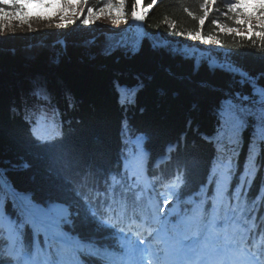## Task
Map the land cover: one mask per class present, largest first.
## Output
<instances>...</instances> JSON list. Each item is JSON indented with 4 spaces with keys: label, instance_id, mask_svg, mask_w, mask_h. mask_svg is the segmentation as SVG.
I'll list each match as a JSON object with an SVG mask.
<instances>
[{
    "label": "trees",
    "instance_id": "trees-1",
    "mask_svg": "<svg viewBox=\"0 0 264 264\" xmlns=\"http://www.w3.org/2000/svg\"><path fill=\"white\" fill-rule=\"evenodd\" d=\"M133 3L135 0L126 2L125 11L130 22L120 33H101L95 39L85 41L38 42L14 49L0 47V160L5 164L22 158L32 161V172L38 178L36 183L29 178L32 173L12 172L10 175L21 191L30 190L37 199L46 198L48 184L43 178L47 176L49 161L34 147L30 123L24 114H13L11 107L20 102L34 72L50 73L62 85L53 100L55 110L51 124L56 128L55 133L59 131L70 147L78 148L82 154L76 162L90 171L77 185L81 202L107 226L106 231L96 233L94 238L116 253L119 252L120 229L130 220L118 218L110 211L113 199L131 204L139 196L146 206H150L151 196L156 202L153 192L160 183L173 179L178 182L176 191L179 192L187 172L190 182L181 197L183 212L201 202L205 208H210L211 198L217 191L216 182L225 179L221 175L223 168L213 175L218 159L231 164L223 192L229 200L235 195L239 177L249 167V148L243 134L238 145L229 143L222 135L224 120L214 109L217 93L201 88L198 83L200 79H207L224 87L226 79L210 77L206 73H201L200 77L186 75L190 64L201 63L207 67L208 58H216L210 53H197L183 42L172 43L163 38L165 32L200 31L203 0H157L142 22L133 19ZM150 4L152 0H142L143 6ZM226 4L216 0L217 10L210 8L211 15L206 18L202 34L219 39L222 47L230 52L243 53L233 59L245 70L253 73L264 70L261 59L264 51L259 40L254 46L238 36L218 33L211 23L212 19L231 23L230 18L225 20L223 16ZM136 11L137 15L141 14L140 5ZM127 41L134 45L131 48L125 46ZM145 70L152 73L147 76L146 86L129 93L127 101L122 103L126 91L123 86L134 88L140 84V74ZM18 111L22 109L18 108ZM125 119L130 122V129L122 125ZM141 134L145 136L147 159L142 161L138 157L134 163H127L126 169L125 152L132 147L133 139ZM259 151L257 147L256 153ZM133 171L137 176H132ZM112 176L121 183H114ZM137 178L139 182L135 183ZM109 188L112 191L107 196L96 195L97 191L104 192ZM244 191L247 197V189ZM196 193H199L196 202H185ZM252 193L260 195L255 187ZM245 203H248L247 199ZM248 206L253 208L252 216L258 218L256 224H264V201L256 199L254 205ZM128 215L131 216V212ZM255 228L253 226V231ZM62 231L70 239L79 238L73 224L62 225Z\"/></svg>",
    "mask_w": 264,
    "mask_h": 264
},
{
    "label": "snow or ice",
    "instance_id": "snow-or-ice-1",
    "mask_svg": "<svg viewBox=\"0 0 264 264\" xmlns=\"http://www.w3.org/2000/svg\"><path fill=\"white\" fill-rule=\"evenodd\" d=\"M30 2L32 0H0V19L15 16V12L10 14L5 11L6 6L18 9L21 13L19 18L26 22L24 3ZM79 3L84 5L88 14L95 11L87 6L88 0H79ZM156 3L157 0H152V4L145 7L142 0H135L132 4L134 21L142 22ZM137 5L142 8L140 15H137ZM125 7V0H107V4L98 10L100 13L107 10L111 14V9L121 10ZM249 7L253 8V12L248 11ZM210 8L217 10L216 0H203L200 31L181 32L178 35L193 42L214 44L219 49L222 48L219 39L202 34L206 18L211 15ZM223 16L225 20L230 18L231 23L211 20L218 33L238 36L254 46L259 40L264 51V0H229ZM122 17L121 12L116 20ZM253 20L256 23H252ZM83 23L87 26L89 20L84 19ZM238 55L244 54L217 52L216 59L208 58L207 67L194 62L186 73L188 77H200L201 73H206L227 81L224 87L207 79H200L198 83L201 88L217 93L214 109L224 120L222 135L228 138L229 143L238 145L243 134L249 148V167L239 177L235 195L231 200L223 196L231 164H224L222 159H218L213 167V175L223 168L221 175L225 179L216 182L217 191L211 198L210 208H205L201 202L188 212H175L176 205L166 197L162 203L150 206H146L139 196L131 204L113 199L112 205H109L110 211L116 213L118 218L131 221L127 232L124 228L120 229L118 253L109 251L94 238L96 233L106 231L107 226L81 202L77 185L88 176L90 170L76 162L82 155L79 149L70 147L69 141L59 131L51 137L41 135L42 128L53 126L47 118V110L51 108L62 85L50 73L34 72L20 102L14 103L11 111L16 114L18 108L24 109L34 147L49 161L47 176L43 178L48 184V195L44 199H37L32 191H21L10 175L12 172L32 173L29 178L36 183L38 178L32 172V161L22 158L9 160L5 164L0 160V264H264V224H256L258 218L252 216L253 208L248 206L254 205L256 199L264 201V70L258 73L245 70L232 59ZM261 59L264 60V56ZM140 75L141 83L134 88L123 86L126 91L122 103L127 101L129 93L146 86L147 76L152 73L145 70ZM117 87L121 86L117 83ZM194 108L199 110L197 105ZM122 125H127L129 129L131 127L127 119ZM96 139L99 141L100 138ZM217 139H220L219 135ZM51 140L56 142L51 143ZM257 147L260 149L258 154ZM128 167L126 163L125 168ZM132 176H137V173L133 171ZM111 179L116 184L121 183L115 176ZM183 179L185 183L179 192L171 193L175 200L185 194L184 188L190 182L187 172ZM253 187L260 195H253ZM245 189L248 191L247 197ZM111 191V188L104 192L97 191L96 195L107 196ZM170 204L172 208H169ZM64 224H73L79 238L70 239L62 231ZM256 234L261 236L260 242H257Z\"/></svg>",
    "mask_w": 264,
    "mask_h": 264
},
{
    "label": "rangeland",
    "instance_id": "rangeland-1",
    "mask_svg": "<svg viewBox=\"0 0 264 264\" xmlns=\"http://www.w3.org/2000/svg\"><path fill=\"white\" fill-rule=\"evenodd\" d=\"M71 2L74 1V5L78 6L80 9L82 4H79V0H42V2H31L30 4H25V9H24V16H29L32 10H35L34 12L37 11H48V10H56L57 8L61 7L64 5L66 2ZM218 1V0H217ZM223 3H228L229 0H219ZM127 0H125V3ZM234 2V0H232ZM105 4H107V0H88V7H92L95 11L90 15L87 13V11H77L75 13V17L70 18L66 23L62 24L60 27L61 31L60 34H54L55 32L48 31V34L43 33L42 35L44 36H33L32 38L28 39L23 37V33L20 31V29H16L15 26H13L12 21L18 22L20 20L21 13L19 10H10L6 9L8 13H13L15 12V16H9V17H4L0 19V36L6 35V38L1 37L0 38V47L5 48V49H14L18 47L19 45H31L35 44L38 42H61L64 43L65 41H85L88 39H95L98 37L101 33H120L123 31L126 26L130 22V16L126 14L125 8L121 10L117 9H111V14L108 13L106 10L104 13L99 12V8L103 7ZM249 12H253V8L249 7L248 9ZM121 12L123 13V17L119 20H116V16L120 15ZM82 13L84 14V19H88L89 21L94 18V22L88 24L87 26L84 25L82 19ZM93 16V17H92ZM102 19L106 20V23H100ZM252 23H256L255 20L252 21ZM19 24L22 26V22L19 21ZM92 24V25H91ZM19 32L22 33L19 35ZM53 33V34H52ZM180 32H165L163 34V38L167 41H170L172 43H180L183 42L187 46L191 47L192 49L198 50L197 53H210L213 55V57L216 58V53L217 52H230L227 49L222 48H217L216 45L214 44H209L205 45L199 41L193 42L189 39H186L184 37H181L178 35ZM143 37L144 34L140 32V37ZM158 44H162L158 42ZM134 44L131 41H127L125 43V46L127 47H132ZM201 46V49H198V47ZM169 47H172V45H169ZM210 49V50H209ZM222 58V57H221ZM233 59V58H232ZM234 60V59H233ZM123 98V95H122ZM50 113L55 110L54 104H52V107L50 109ZM18 112V111H17ZM23 112V111H22ZM24 114V112H23ZM51 115V119H52ZM145 143V136L144 135H138L135 137L132 141V147L129 148L126 151V162L128 164L134 163V161L139 157L142 160L145 159L146 157V149L144 147ZM167 199L168 196L166 197ZM173 203L176 205L174 211L175 212H181V201L175 200L173 197ZM188 201L192 202L194 201V197H189ZM172 208V205L169 207ZM171 214H170V219H171Z\"/></svg>",
    "mask_w": 264,
    "mask_h": 264
},
{
    "label": "bare ground",
    "instance_id": "bare-ground-1",
    "mask_svg": "<svg viewBox=\"0 0 264 264\" xmlns=\"http://www.w3.org/2000/svg\"><path fill=\"white\" fill-rule=\"evenodd\" d=\"M74 3L76 2H66L63 6L57 8L56 10H48L44 12H34L35 10H32L29 16H25L27 17L26 22H22L21 19L19 20L23 23L22 26L19 24V21H12V24L16 29H20V31L24 35L23 37L28 39L32 38L33 36H44L42 35L43 33L48 34V31L51 30L52 32H55L54 34L56 35L60 34V27L62 26V24L70 20L69 17L74 18L77 11H86L84 6L79 9L78 6L74 5ZM83 15L84 14L82 13V19H84ZM94 20L95 19L92 18V20H90L88 24H90L91 21L93 23ZM100 23H106V20L102 19ZM22 33L19 32V35ZM1 37L6 38V35H2L0 36V38ZM42 133L44 134V136L51 137L50 130L47 127L41 129V135Z\"/></svg>",
    "mask_w": 264,
    "mask_h": 264
}]
</instances>
